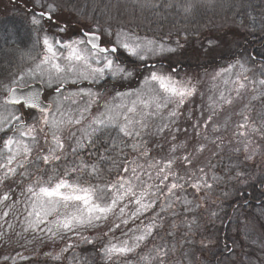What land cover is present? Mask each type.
Masks as SVG:
<instances>
[{"label":"snow or ice","instance_id":"obj_1","mask_svg":"<svg viewBox=\"0 0 264 264\" xmlns=\"http://www.w3.org/2000/svg\"><path fill=\"white\" fill-rule=\"evenodd\" d=\"M33 10L30 15V23L37 29L43 31L42 22L47 19L52 21L57 10V5L49 0L47 4L43 0H32ZM211 2V0H210ZM193 5L184 6L185 13H189ZM39 8L37 12L35 9ZM58 32L50 38L44 35L42 39L45 54L28 72L17 73L7 84H0V96L3 102L0 104V184L8 179H14L18 175L31 178L29 168L33 165H52L53 175L44 178L41 174L35 180L29 179L27 184H21L20 197L13 199L11 191H5L0 195V206L8 209L0 213V218L9 216L11 210L17 203L24 205V228L23 233L31 232L33 242L43 240H64L71 233L86 243L92 244L83 232L88 229H95L102 223H107L114 217L108 231L103 233L104 237H110L103 244L102 252L107 264H115V261L122 260V264H131L132 254L139 256L138 250L142 245L157 234V230L163 226L165 214L171 213L176 216L175 206L182 204L183 211H191L192 206L200 207L197 202L198 194L204 193L199 199L207 200V194L213 189L221 178L213 175L209 183L207 171L204 167L192 170L195 162V155L188 152L185 155L177 156V150L183 145H172L166 159L155 160L149 157V150L143 136L153 125L152 119H159L160 124L155 125L156 134L165 132L175 124L180 115L179 109L186 100L196 93V86L187 80H180L173 71L165 72L157 68L155 64L149 66L143 64L141 88L134 92H118L116 96L121 98L134 97L128 103L104 105V111L98 115H91V108L100 98V93L89 89H79L73 96L87 97L85 105L78 109V115L73 116L71 111L62 109L59 101L56 104L55 112L48 105L44 104L41 93L38 90L22 91L28 87L25 82V75L39 78L48 87L56 85V92L68 85H77L80 81H88L90 84H98L106 78L113 80H129L133 78L139 66H130L119 53L123 49L130 57L141 62L148 59V54L171 53L176 49L156 41L140 42L130 41L122 33H112L108 30L85 31L80 37L63 40L57 38L60 33L66 31L65 27L57 25ZM115 36V39L111 37ZM211 46V43H210ZM63 61V63H61ZM239 67L247 72L243 63L237 61ZM45 66H48L47 70ZM235 67L230 65L224 71L230 72ZM219 75V74H217ZM261 77H264V65L261 67ZM248 81L256 89L260 86L259 96L264 97V78L249 80L247 75L241 80L233 81L236 86L237 96L240 90L247 87ZM228 81H225L227 83ZM253 96L252 99H257ZM64 96L63 100H68ZM227 104L232 100L221 94L220 97ZM76 103L75 100L72 101ZM40 113L35 117V111ZM166 113V116H165ZM215 111L207 116L203 127L208 128L213 122ZM242 123L237 125L239 135L245 137L243 151L247 153V159H253L256 155V147L248 139L251 133H260L264 136V120L260 127L251 126L249 129V117L241 113ZM31 118V121H30ZM165 119L168 122H164ZM87 121V126L80 129L82 135L77 137L71 129L82 125ZM200 127L199 122L193 126ZM68 130L69 136L75 141V147H71L73 155L85 148H95L101 140V134H107L111 147H105L100 153L99 160L110 159L113 165L119 168L115 182L103 179L104 170L99 163H86L78 158L79 162H73L71 167H65L62 174L59 172L57 162L66 159L65 142L62 139V132ZM115 130L116 135L112 136ZM219 128L214 127L213 132ZM11 133V135H9ZM199 134V133H198ZM49 136L51 141H49ZM41 137L49 146L45 150L40 146ZM207 139V137H204ZM176 139L175 136L172 137ZM222 143V137H217ZM119 142L117 145L116 142ZM219 147V145H217ZM117 147L120 153L124 148H129L136 158L132 161H123L116 164V158L111 152ZM205 145L201 144L197 152H202ZM239 152L241 149H234ZM33 152L36 153L33 157ZM144 159L145 163L138 161ZM183 166V170L179 166ZM123 173L120 174V173ZM130 173V175H129ZM84 174L91 178H99V183L82 182ZM146 177V179H145ZM235 178L241 181L248 179L243 171L235 173ZM261 192L264 194V178L258 181ZM192 189V199L188 198L187 190ZM9 201H11L9 203ZM159 209V211H157ZM213 216L216 213H212ZM7 223V220H5ZM244 229V235L250 236L248 231L250 221L247 217L239 221ZM193 222H190L189 231ZM9 229L13 228L8 224ZM175 227V224H173ZM121 231V238L115 237V232ZM43 233L44 236L40 234ZM171 234V233H170ZM74 247L67 243L60 253L49 255L57 264L64 259V253ZM172 249L163 245L154 248L149 254L139 256L138 264H167V257ZM20 261H25L22 253H17ZM11 257H4V264H7ZM29 264H32L29 261Z\"/></svg>","mask_w":264,"mask_h":264},{"label":"trees","instance_id":"obj_2","mask_svg":"<svg viewBox=\"0 0 264 264\" xmlns=\"http://www.w3.org/2000/svg\"><path fill=\"white\" fill-rule=\"evenodd\" d=\"M61 1L59 12L64 10V2L63 0ZM177 1L154 0L155 5L152 6L155 8H144L146 20L151 22L152 32L159 33L161 26L176 20L177 14L184 8L180 5V0ZM12 3H15L14 7L0 9V84H7L12 79L16 69L20 66V60L24 57L23 55L29 49L34 51L36 44L26 22L33 10L32 0H12ZM83 3L86 5L80 8L76 7L77 4L82 5ZM88 3L100 4L96 11L80 10V14H77V16L91 20L96 28H100L98 24L106 22L104 21L105 15L116 5L115 0H83L81 3L79 0H65V5L67 4L71 13H73V9H85ZM193 4H196L193 10L204 12L206 17L209 16L208 19L213 17L221 22L225 15L229 19L232 18L236 26L232 30L231 39L225 35L228 39L227 47L218 51L220 55L217 56L218 53L213 54L216 56L212 58L213 61H208L209 59L202 61L203 57L199 56V51H197L199 47L196 45L194 52L181 53V56H184L185 59L179 58V62L175 66L167 60L160 64L158 62L150 63V66L155 64L157 68H162L166 71L172 70L173 72H198L230 64L235 65L240 60L246 62L250 68L256 71L260 68L261 72V67L264 65V0H216L212 6L206 7L201 6L200 0H194ZM38 9L36 8L35 10ZM54 19L52 21L45 19L44 29H48L45 32H51L50 34H52V28L56 31L58 29L57 25L61 27V23L57 21L56 17ZM201 22L203 20L199 24ZM65 25L63 27L66 28V31L76 30L74 26ZM76 26L78 29L77 21ZM195 40L199 42L200 37ZM119 55L128 65L139 66L135 59L131 58L126 52L120 50ZM142 69L143 65L133 78L126 82H120V84L115 83V80L111 78H107L104 83L95 86V91L109 92L113 86L117 89L116 91L123 93L136 89L140 84ZM108 140L109 137L107 135L101 137L95 148L81 149L77 155L65 153L66 159L62 160L63 165L71 167L73 162L78 163V158H80L86 163L98 162L103 170L107 166L113 168L110 159L99 160V155L104 152V148L106 146L111 147L110 143H106ZM116 143L119 145L118 141ZM262 143L264 144V140ZM154 146L155 144L151 142L150 147ZM126 149L124 148L121 154L119 147H117L111 152V156L113 158L117 157L121 161H125V159L130 161L129 151ZM148 150L150 152V149ZM244 152L240 154L234 152L230 154L232 157L227 156L225 159L214 157L211 162L202 166L207 171L209 183H213L210 177L217 174L221 177V182L214 185L213 189L207 194L206 201L199 199L200 196H204L203 192L198 194L197 202L200 207H195L196 209L189 211V214L188 211L182 210V213L178 214L180 216L174 219L170 213L166 215V225L162 232L157 231L155 241L160 246L163 245L165 248L173 249L167 257V264L178 261L175 257L178 256L179 250L185 251L186 261L189 264L192 261L195 262L194 264H240L242 261L241 256L246 250H253L254 248L243 240V231L240 230L242 226L239 221L241 218L243 221L245 217L249 221L256 223L255 227L259 231L261 230L264 240V194H262L258 183L259 179L264 178V155L261 157L263 162L255 164L257 161L256 156L253 159H247V153L244 154ZM248 163H253V165L247 169L246 164ZM39 167L41 168L42 164ZM194 167L196 168V166ZM109 168L103 174L107 175V173H110L115 177L119 168L117 167L114 170ZM239 171H243L247 175L248 179L246 181L235 178V173ZM50 172H47L44 176L49 175ZM120 174L123 173L121 172ZM87 177L83 175L81 177L82 181L87 180ZM31 178L36 179V175L33 173ZM242 183L246 185L242 186ZM10 191L11 193H19L18 189H11ZM192 191L190 188L187 190V194H189L191 199L193 198ZM212 213H216V215L213 216ZM193 221L194 224L191 231H189L188 225ZM173 224H175V227H173ZM107 231L105 230V224L95 229L84 231L83 235L87 237L92 236L94 232L99 234V236H94L92 239L89 238L94 241L92 244L86 243L81 239L74 243L69 238L53 241L46 237L42 241L33 242V234L31 232L27 236L24 234L19 236L18 232L0 226V264H4V257L15 259L16 264H29V261L32 264H57L56 261H53L46 254L60 253L67 243H72L74 247L64 253L65 258L59 264H103V252L101 250L103 244L109 238L104 237L103 233ZM40 235L44 236L43 233ZM17 253H22L27 259L20 261ZM253 253L251 252V255ZM259 261L260 264H264V250H260ZM7 264H13V260L9 259Z\"/></svg>","mask_w":264,"mask_h":264},{"label":"rangeland","instance_id":"obj_3","mask_svg":"<svg viewBox=\"0 0 264 264\" xmlns=\"http://www.w3.org/2000/svg\"><path fill=\"white\" fill-rule=\"evenodd\" d=\"M22 1H27V0H22ZM115 1H116V5L113 6L109 11V13L105 15L104 21L106 22L104 24H98V27L100 28L102 27L101 30H108L114 34L122 33L123 34L122 39L124 38V36H126L129 38L130 41L138 40L140 42H147V41H156L157 43L162 42L166 46H170L176 49L174 52L171 53L165 52L163 54H158V55L148 54V59L145 62H141L138 59L131 57L135 59V61L138 63L139 68H141L142 65L145 63L150 66V63L158 62L160 64L161 62H164L166 60L170 61L172 65L175 66L179 62V58H181L182 60L185 59L184 56H181V53L194 52V50H196V45L197 47H199V49L197 50L199 51L198 52L199 56L203 57L202 61L206 59H209L208 61H213L212 58L216 57L213 54H217L219 50H223L227 47L226 44L228 43V39L227 37H225V35H227L228 38L231 39L232 30H234L233 28L236 26L234 25L235 23L233 22L232 18L229 19L227 15L224 16L223 21L221 22L219 20H215L213 17L208 19L209 16L206 17L204 12L201 11L198 12L193 10V8H195L196 5L193 4L194 0L193 1L180 0L179 3L182 7L191 3L193 5L191 11L189 13H185L183 8V10L177 14L176 20L172 21L171 23H167L164 26H161L160 32L155 33L151 31V26H150L151 22L146 20V16H145L146 13L144 11V8L147 7L150 9L151 7H153L152 5H155L154 0H115ZM43 2L47 4L49 0H43ZM52 2L58 6L54 14V17H56L57 21L61 23V27H63L64 24L76 27V30L65 31L64 33H60L57 38L63 40H68L70 38L75 39L80 37L81 34L85 31L96 29L95 25H93V22L91 20L87 18L79 17L77 16V14H80L79 12L80 10L94 12L96 11V9H98L100 3L99 4L88 3L85 9H78V10L73 9V13H71L67 4L65 5V0H63L64 10L62 12L58 11V9L60 8L59 6L62 4V1L52 0ZM79 2L81 3L83 2V0H79ZM200 2H201V6L206 7V6H212L216 2V0H211V2L210 0H200ZM85 5H86L85 3H83L82 5L77 4L76 7L80 8ZM14 6L15 3H12V0H0V9L14 7ZM39 10L40 9L36 11L38 12ZM30 15L28 20H26V22L29 25L30 31L33 35L34 42L36 41L34 47L35 50L32 51L31 49H29L28 52L25 55H23L24 57H22V60H20V66L18 67V69H16L14 75L17 73L26 74L30 68H35L36 64L40 62V59L45 54L42 44L43 36L48 35L51 38L53 34L58 32V29L55 31L53 30V28H52V32H53L52 34H50L51 32H45L46 30H48V29H44L45 20L42 22L43 31H37V29L30 23ZM202 20L203 22L199 24V22ZM76 21L78 22V26H79L78 29L76 26ZM84 28H86V30H84ZM197 37H200L199 42L198 40H195ZM111 39H115V36L111 37ZM121 50L124 51L123 49ZM210 55L211 57L209 58ZM218 55H220V53H218L217 56ZM239 62L245 65V68L248 69L247 72H244L237 63L234 65L235 67H233L230 72H226L224 70L227 69L232 64L224 67H219L216 69L210 68L208 70L198 71V72H191V71L174 72L178 79L182 81L184 80L191 81L196 86V93L188 100H186L185 104L180 107L179 109L180 115L176 119L175 124H173L170 129H166L165 132L163 133L156 134L155 125L160 124L161 121L155 118L150 121V123L153 126L149 130H147L143 136V140L146 142L147 148L150 149V152L148 153L150 158H153L155 160L166 159L170 153V149L172 145L174 144L183 145V147L178 148L176 155L182 156L187 154L188 152H192L196 157L194 164L191 166V169L194 170L195 168L194 166H196L197 169L199 167L205 166L206 164L211 162L214 159V157H220L221 159H225L227 156L232 157V155L230 154L234 152L238 154L244 152L243 150H240L239 152L234 150L237 147L242 149L243 141L245 139V137L239 135L240 131H245V130L244 129L238 130L237 128V125L243 122L241 113L246 114L249 117V121H248L249 129L253 125L259 128L261 125V121L264 120V97L259 96V91L261 90L260 86L256 85V89L254 90L253 86L248 81H245L247 87L243 90H240V95L237 96V93L235 91L236 86L233 84V81L237 80L238 74L241 80L243 79L244 75H247L249 77V80L252 79L259 80L264 77H261L260 75V68H258V71H256L250 68V66L247 65L246 62H242L240 60ZM61 63H63V61H61ZM45 68L47 70L48 66H45ZM164 71L167 73L170 70L169 71L164 70ZM143 75H146V73L143 72L140 75L141 79L139 81L140 84L138 85V88L126 91L124 93L134 92L137 89H140ZM104 81L105 80H102L98 84L104 83ZM126 81L128 80H115V83L120 84V82H126ZM225 81L228 82L225 83ZM25 82L27 85L33 83H41L45 88L44 99L46 102L51 103L52 105L51 108L53 112H55V107H56L54 101H59L61 103L62 109L65 111L70 110L73 116L78 115V109L82 108L85 105L88 98L87 97L81 98L80 96H73L72 94L78 92L79 89H89V88H91L93 92H97L95 91V86L98 85V84H90L88 81H80L77 85H68L67 87L62 88L60 93H57L55 90L56 88L55 84H53L52 87H48L47 84L45 82H42L39 78H33L25 75ZM116 90L117 89H115V86H113L109 92L106 91L99 92L101 94L100 98L96 103L92 105L91 115H98L100 112H103L105 104L114 105L122 102L128 103L130 99L134 98V97L131 98L125 97L122 100L121 98L116 96V93L120 92ZM222 93L225 97L230 98L232 100L231 104H227L220 99ZM254 95L257 96L258 98L252 99ZM64 96H68L69 99L63 100ZM73 100H75L76 103H73L72 102ZM2 102H3V97L0 98V104H2ZM2 110L3 109L0 108V111ZM213 111H215L213 122L209 124L207 129H205L203 127L204 121L207 116L212 114ZM39 116L40 113L35 111V117H39ZM164 122H168V121L165 119ZM197 122H199L200 127L194 128L193 126L197 124ZM86 126H87V121H84L82 125H77L73 127L71 131L75 132L77 137H80L82 135L80 129ZM214 127H218L219 131L213 132ZM9 135H11V133H9ZM61 135H62V139L65 142V153L71 154L72 153L71 147H75V141L72 138H70L68 130L63 131ZM104 135L106 136L107 134H101V137H105ZM111 135L112 136L116 135L115 130L112 131ZM173 136L176 137L175 140L172 139ZM205 136L207 137V139L204 138ZM217 137H222V143L220 140L217 139ZM248 139L252 141V145L257 149L255 155L257 161L255 164L262 163L263 159L261 157L264 155V144L262 143V141L264 140V136H262L260 133H251L248 136ZM49 141H51L50 136H49ZM151 142L155 144L154 147H150ZM201 144L205 145V148L202 152H197L196 149H198ZM217 145H219V147ZM40 146L45 150L49 146L48 144H45L42 137L40 140ZM157 147L159 149L158 151H157ZM0 148H2V144H0ZM126 150L129 151L130 161L134 160L136 158V154L132 153L129 148H127ZM244 154H246V152H244ZM35 155L36 153L33 152V157H35ZM62 160L57 162L59 172L61 174L65 168ZM122 162L123 161L117 158L116 161L117 165H119ZM138 162L143 164L145 163V160L140 159ZM41 164L42 163H40L38 166L37 165L31 166L28 169L29 172H31L32 174L34 173L36 177L41 174L44 175L49 171H51L49 175H53L52 165L42 164V167L40 168L39 166ZM177 165L179 166L180 170H183V166L179 165V162H177ZM252 165L253 163L246 164L247 169ZM112 166L113 168L112 167L109 168V166H107L103 173H105L108 170V168L113 170L117 169V166L113 165V163ZM117 173L115 177L112 176L110 173H107V175L103 174V179L104 180L107 179V181L115 182V180L118 178ZM79 175L82 177L84 174H79ZM47 176H44V178L47 179ZM216 176L220 177L218 174ZM29 179L32 178L21 177L19 175L14 179H8L4 184H0V195H2L3 192L5 191L11 189H18L19 193L18 192L11 193L13 199H23L20 197L21 188L19 187H21L22 183L27 184L29 182ZM82 182L99 183L100 180L99 178L87 177V180H83ZM245 185L244 183H242V186ZM188 198L191 199L189 194H188ZM10 202L11 201H9V203ZM183 207L184 206L182 204L179 203L176 204L175 211L177 215L173 216L170 213L173 219L176 218L177 216H180L178 214L180 212L182 213ZM193 209H196L194 205L192 206V210ZM6 210L8 209L4 208L3 206H0V213ZM157 211H159V209H157ZM189 213L190 212L188 211V214ZM168 214H165L163 226L161 227V229L159 228L157 231L162 232V229L166 225V220H167L166 215ZM114 219L115 218L112 217L111 219H109L107 223H102L98 227L103 226L105 224V230H108ZM5 220H7V223H5ZM240 221H242V218L240 219ZM8 224L13 225V228L11 229L14 232H18V234L23 232V228L25 226L23 204L17 203L16 206L11 210L8 217L0 218V226H2L3 228L7 227V229H9ZM255 226L256 223L250 221V226L248 228V231L251 233L250 236H245L244 229L242 227L240 228V230L243 231V235H244L243 240L245 242H248V244L251 247H254L253 250H246L243 256H241L242 261L241 263L239 262L240 264H260L259 261L260 250H264V240L262 238L263 235L261 230L259 231L258 228H256ZM23 234L27 236L28 234H30V232ZM94 236H99V234L97 232H94L93 235L88 236V238L92 239ZM115 237L121 238V231H116ZM67 238H69L70 241H74V243L79 239L77 236L71 233L68 234ZM156 238L157 237H155L154 235L149 239L148 242H146V246L142 245V248L138 250L139 256L147 255L154 248L160 246V244H156L155 241ZM259 248L260 250H258ZM187 250H191V249H187ZM251 252L254 253L251 255ZM139 256L137 254H132L131 264H138ZM175 259H178V261L171 264H189L188 261H186V253L184 250L181 251L179 250L178 256H176ZM102 263L107 264V261L105 260L104 256ZM194 263H195L194 261L191 262V264ZM115 264H122V260L118 259L117 261H115Z\"/></svg>","mask_w":264,"mask_h":264},{"label":"water","instance_id":"obj_4","mask_svg":"<svg viewBox=\"0 0 264 264\" xmlns=\"http://www.w3.org/2000/svg\"><path fill=\"white\" fill-rule=\"evenodd\" d=\"M21 90L22 91H25V92L26 91H29V90H38V91H40L41 96H42V99L44 101V104L48 105L50 108L52 107L51 103L46 102L45 99H44L45 88H44V86L41 83H33V84H30V85H28V87L23 88ZM36 111H38V110H36Z\"/></svg>","mask_w":264,"mask_h":264}]
</instances>
